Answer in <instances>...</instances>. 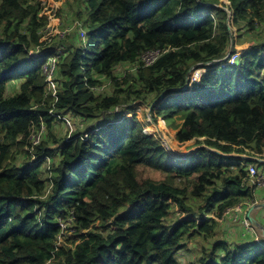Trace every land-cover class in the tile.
<instances>
[{
	"label": "trees",
	"instance_id": "16d2710c",
	"mask_svg": "<svg viewBox=\"0 0 264 264\" xmlns=\"http://www.w3.org/2000/svg\"><path fill=\"white\" fill-rule=\"evenodd\" d=\"M44 1L0 0V264H184L186 242L210 240L228 210L257 201L259 162L243 156L264 159V42L226 58L235 28L264 21V0H81L85 39L51 46ZM52 52L48 94L38 61ZM198 64L208 72L192 85ZM123 65L136 71L117 75ZM105 83L111 94L97 92ZM162 97L153 122L184 120L176 139L196 140L185 157L125 117ZM68 115L77 129L60 137ZM251 234L191 264H264Z\"/></svg>",
	"mask_w": 264,
	"mask_h": 264
},
{
	"label": "rangeland",
	"instance_id": "374dc122",
	"mask_svg": "<svg viewBox=\"0 0 264 264\" xmlns=\"http://www.w3.org/2000/svg\"><path fill=\"white\" fill-rule=\"evenodd\" d=\"M224 4V6H228L229 3L227 0H221ZM44 10L42 12L43 15H45V18L49 20V24L47 26V29L44 32L43 37L41 38V42L44 44H47L51 46L54 42L56 43L57 39H59L61 42H73V41H80L81 38L85 39V30H79L78 26L82 27V21L79 19L78 13L81 12L84 9V5L81 0H45L44 1ZM228 10V8H226ZM256 23V29L251 30L248 28H245L244 26L247 25V22L242 23V27H244L243 31L237 30V28L234 29L235 37L233 39L232 45L230 46V53L227 55L228 57L226 59H229L230 56H232V61L237 60V56H240L244 54L247 50L251 48V46L257 45L260 42H264V21L255 20ZM241 32V33H240ZM56 52V51H55ZM55 52H52L49 57L46 59H40L38 62L41 64H44L45 66L47 64L48 60L52 59H58ZM236 55V57H233ZM34 53H30V57H34ZM153 56H146L144 58L145 62H149ZM231 61V64H232ZM136 71V68L130 65H123L119 66L117 68L116 74H123L125 75L127 72ZM208 70L204 68L201 64H198L195 66V68L192 70V85L194 82L200 81L201 77L203 75H206ZM21 82H15L12 83L9 86L8 95H14L16 92H18V89L20 87ZM55 89V85L52 87L51 92ZM114 91L111 83H105L104 85L100 86L97 90L100 94H111ZM51 92H48L51 93ZM163 100V99H162ZM159 100L156 103V105L152 108V105H148L145 102H134L132 105L133 112L127 113L125 117H131L136 116L137 119L144 125V128L146 132L151 134H157L158 137L161 139L164 146H166V142L169 144V148L171 150H174L178 153L186 154L188 153L191 148L196 144V140H192L190 142L186 143H180L178 142L177 138V132L181 130L182 125L184 124V120H178L177 119V129H174L173 127L169 126L161 116L155 115L158 118V123L153 122V116H152V110L156 108V106L159 104ZM155 104V103H154ZM156 112V111H154ZM135 114V115H134ZM64 118H71L70 115L64 116ZM73 120V118H71ZM69 119L68 123H62L60 125L56 126L55 133L58 134L60 137H71L73 132L77 129L76 122ZM124 117H120L118 119H111V120H118L122 121ZM71 122V123H69ZM67 126H71V129H69ZM159 131L163 135V139L160 137ZM43 135L42 133L36 137V140H40ZM166 140V142H165ZM164 141V142H163ZM172 141L175 145V148L172 146ZM168 149V148H167ZM28 148H24L23 150H18L15 152L18 156H22L24 152H26ZM169 150V149H168ZM170 151V150H169ZM171 152V151H170ZM172 153V152H171ZM264 160V159H263ZM34 159L31 160L33 162ZM258 169L262 166V163H259ZM260 174L264 178V166L260 169ZM258 182V189H264V186H261V184ZM260 182H264V179H261ZM264 199L259 198L255 203L262 202ZM239 206V205H238ZM253 207V206H252ZM251 207V208H252ZM247 210V209H246ZM249 212H246L243 210V206L241 208L240 214H246ZM226 217V215L224 214ZM243 216V215H242ZM264 219L260 220L262 224H264ZM220 226L218 229V233L211 238L210 240H204L203 238H198L193 241L186 242V248L183 249L178 253L179 260L184 264H191L193 261L197 260L200 256H203V251L205 249H210L212 245L216 241H231L230 234L231 229L228 228V221L225 220V218L218 220ZM238 223H240V220H238ZM98 226V224L96 225ZM73 233L68 234L72 235ZM240 231L236 233V235H239ZM79 242V239L76 237H73V240ZM67 238L63 237V241H66ZM236 240V239H235Z\"/></svg>",
	"mask_w": 264,
	"mask_h": 264
},
{
	"label": "crops",
	"instance_id": "0c3cea01",
	"mask_svg": "<svg viewBox=\"0 0 264 264\" xmlns=\"http://www.w3.org/2000/svg\"><path fill=\"white\" fill-rule=\"evenodd\" d=\"M227 10V9H226ZM148 67V66H146ZM256 197L259 200V198L264 199V189H256ZM264 203V201H262ZM262 202H258L262 203ZM232 210L230 214L225 213L226 217L224 216L225 220L228 221V228L231 229V234H230V239L231 241H234L235 239L238 240V238H245L251 233L254 237H264V224L260 222V220L264 219V208L261 209H253L251 210L250 208L248 209L247 212L250 213L251 210V216L254 218V220L257 222L256 226H253V228L249 229L247 226L244 225L245 223V217H247V214H240L238 215V212L236 209H230ZM243 215V216H242ZM238 220H240V223H238ZM264 222V221H263ZM254 230V231H253ZM240 231L239 235H236ZM251 238V236H249ZM264 239V238H263Z\"/></svg>",
	"mask_w": 264,
	"mask_h": 264
},
{
	"label": "built area",
	"instance_id": "2783aa9c",
	"mask_svg": "<svg viewBox=\"0 0 264 264\" xmlns=\"http://www.w3.org/2000/svg\"><path fill=\"white\" fill-rule=\"evenodd\" d=\"M153 56V58L149 61V62H145L144 61V58L146 56ZM160 53L159 52H155V53H148L146 55L143 56V61L144 63L146 64L145 66H149L151 64H153L159 57H160ZM56 64H57V60L56 59H52V60H48L47 61V64L45 66H43V70H44V74L46 75V82H47V88H48V92H51L52 90V87L55 85L54 83V76H55V71H56ZM53 93H55V91H53ZM36 142H38V140H36ZM249 174H250V177L252 178L253 182L252 184H256L257 187H258V182L257 180L259 181V183L261 184V186H264V182H260L261 179H264L263 176H261L262 174H260V171L258 169V166L256 165H250L249 167ZM258 203H254V204H247L249 205L250 209L252 206L256 205ZM244 205L246 204H241L239 206H237L236 208V211L238 212V215H239V212H241V208L243 206V210H245L246 212L248 211V209L246 210L244 208ZM232 210H228L227 211V214H230ZM247 214V213H246ZM245 226H247L249 229L253 228L251 222L248 220L247 217H245V223H244Z\"/></svg>",
	"mask_w": 264,
	"mask_h": 264
},
{
	"label": "water",
	"instance_id": "95a60500",
	"mask_svg": "<svg viewBox=\"0 0 264 264\" xmlns=\"http://www.w3.org/2000/svg\"><path fill=\"white\" fill-rule=\"evenodd\" d=\"M193 70V69H192ZM163 99V97L159 100V101H161ZM157 103V102H156ZM156 103L155 104H153V106H152V108L156 105ZM160 103V102H159ZM159 134H160V137L162 138V140H164L163 139V135H162V133L159 131ZM164 142V141H163ZM165 142H166V140H165ZM166 146H167V148L172 152V154H175V155H177L178 157H185V156H187V155H189L192 151H194L196 148H192L188 153H186V154H182V153H178V152H176V151H174V150H171L170 148H169V144L166 142ZM245 159H250V160H253V161H256V162H259V163H262V164H264V160L263 159H259V158H256V157H249V156H243ZM261 208H264V203L262 202V203H259V204H256V205H254L252 208H251V210H253V209H261ZM251 210H250V213L247 215V218H248V220L251 222V224H252V226H256L257 225V222L254 220V218L251 216ZM264 238V237H263Z\"/></svg>",
	"mask_w": 264,
	"mask_h": 264
},
{
	"label": "bare ground",
	"instance_id": "6f19581e",
	"mask_svg": "<svg viewBox=\"0 0 264 264\" xmlns=\"http://www.w3.org/2000/svg\"><path fill=\"white\" fill-rule=\"evenodd\" d=\"M171 142V141H170ZM171 144H172V142H171ZM173 146V145H172ZM174 147V146H173ZM175 148V147H174Z\"/></svg>",
	"mask_w": 264,
	"mask_h": 264
},
{
	"label": "clouds",
	"instance_id": "9594fccd",
	"mask_svg": "<svg viewBox=\"0 0 264 264\" xmlns=\"http://www.w3.org/2000/svg\"><path fill=\"white\" fill-rule=\"evenodd\" d=\"M228 11V10H227ZM35 57V56H34ZM31 58H33V57H31Z\"/></svg>",
	"mask_w": 264,
	"mask_h": 264
}]
</instances>
